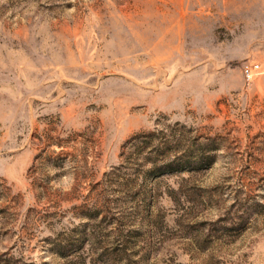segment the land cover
Wrapping results in <instances>:
<instances>
[{
    "label": "rangeland",
    "instance_id": "obj_1",
    "mask_svg": "<svg viewBox=\"0 0 264 264\" xmlns=\"http://www.w3.org/2000/svg\"><path fill=\"white\" fill-rule=\"evenodd\" d=\"M0 264H264V0H0Z\"/></svg>",
    "mask_w": 264,
    "mask_h": 264
},
{
    "label": "built area",
    "instance_id": "obj_2",
    "mask_svg": "<svg viewBox=\"0 0 264 264\" xmlns=\"http://www.w3.org/2000/svg\"><path fill=\"white\" fill-rule=\"evenodd\" d=\"M260 66L259 65H245L242 68L243 75L246 79L251 80L253 75L259 72Z\"/></svg>",
    "mask_w": 264,
    "mask_h": 264
}]
</instances>
